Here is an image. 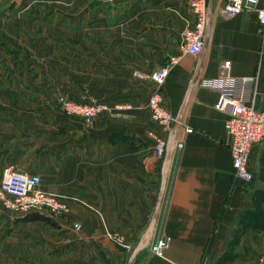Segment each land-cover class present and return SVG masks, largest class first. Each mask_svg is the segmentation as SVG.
<instances>
[{
	"label": "crops",
	"instance_id": "crops-1",
	"mask_svg": "<svg viewBox=\"0 0 264 264\" xmlns=\"http://www.w3.org/2000/svg\"><path fill=\"white\" fill-rule=\"evenodd\" d=\"M209 1L197 57L183 53L195 24L188 0L46 1L49 13L60 14L44 19L43 27L62 33L29 42L72 48L38 50L58 66L12 68L10 78L0 80V180L9 168L38 174L41 189L61 197L69 210L51 218L53 226L24 222L15 231L14 240L22 237L9 247L20 250L21 264H202L207 251L213 260L224 252L248 192L233 179L229 115L217 108L219 94L200 83L216 79L230 61L232 77L256 76L247 98L263 110L264 40L257 13L227 17L225 0ZM172 57L180 60L163 98L178 121L166 134L147 107L153 84L135 74H150ZM55 94L132 109H112L88 124L55 107ZM188 128L194 132L184 133ZM157 137L168 138L163 160L155 158ZM260 145L252 150L255 178ZM162 240L168 247L159 257Z\"/></svg>",
	"mask_w": 264,
	"mask_h": 264
},
{
	"label": "built area",
	"instance_id": "built-area-1",
	"mask_svg": "<svg viewBox=\"0 0 264 264\" xmlns=\"http://www.w3.org/2000/svg\"><path fill=\"white\" fill-rule=\"evenodd\" d=\"M108 3H118L123 0H103ZM226 6L221 13L227 17H234L244 12H255L261 24L264 40V7L262 0H225ZM188 6L195 18L193 28L185 35L183 53L190 56H200L205 46V32L211 12L209 0H188ZM179 57H172L166 66L156 69L150 74L136 73V77L150 81L154 88L148 100L147 107L151 117L161 129L170 134L177 118L165 107L163 87L170 75L172 66L179 63ZM231 62L226 61L222 72L216 79L203 80L202 88L214 90L219 94L218 110L228 113L226 132L229 137V147L233 157V172L240 183L250 185L255 179L250 168L252 150L255 145L264 141V109L258 110L253 102L248 101L247 94L256 85L257 78H234L231 75ZM58 106L69 116L78 117L86 123L103 114L111 113L112 109L128 110L131 105H114L89 101L76 102L65 97H58ZM192 129L184 133L191 134ZM155 158L163 160L168 148V138H155ZM41 178L37 174L25 171L5 169L0 180V206L11 214L24 216L31 212L47 211L49 214L62 215L68 212V204L59 196L46 193L40 188ZM77 232L82 225L77 224ZM168 247L160 241L157 250L163 252Z\"/></svg>",
	"mask_w": 264,
	"mask_h": 264
},
{
	"label": "rangeland",
	"instance_id": "rangeland-1",
	"mask_svg": "<svg viewBox=\"0 0 264 264\" xmlns=\"http://www.w3.org/2000/svg\"><path fill=\"white\" fill-rule=\"evenodd\" d=\"M42 1L43 0H0V80L4 78H10L7 71L12 68L22 69L35 67L36 69H44L57 67L58 65L54 66V63L60 61L51 60V54H54V51L60 53L71 51V45H66V43H62L63 45H55L53 41L46 44H43L42 42H29L30 39L34 41V39H38V37H45L47 33L55 34V32H57L58 35L62 33L61 31H55L53 29V26L43 27V24L45 23H43L42 21L44 19H47L50 16L53 17L55 16V14L60 13H55L54 9H51L53 11H50L49 13L48 8H52V3H49V5H47V0H45L44 2ZM106 3L110 4L108 2ZM45 47H49V52L51 54L43 55V53L39 54L37 52L38 50L42 52ZM46 53H48V51ZM69 61V59H63L64 63ZM2 83L3 82L0 81V84ZM60 96L80 103L89 101L104 103L101 101L90 99L89 97H85L83 98V100H75L69 95L55 94L53 96L54 106L62 111L65 115L67 114L57 104V99ZM67 116L72 117L69 115ZM99 116H97L96 118H98ZM96 118H94L92 122ZM261 144L262 145H260L259 156L255 160L257 177L253 180V182L250 183V185H244L239 182L233 172L234 183L241 187L243 186L242 189L245 192H248L246 195L247 197L245 208H247L249 211L263 210L264 212V206L261 205L259 200L254 196L255 192L264 190V141L261 142ZM165 191L166 181L163 183V187L160 188V197L165 195ZM1 210L3 212H0V264H21L20 250L11 251L12 247L9 246L16 247L17 241H20L22 237L20 235H17L16 240L12 238V236L16 233L15 231L18 232V229L25 228V225L23 224L24 222L18 221L20 218H22V216L11 214L5 211L2 207ZM4 213L8 215L6 217L2 216L5 215ZM39 213L49 218L61 216L49 214L44 210L39 211ZM79 224L82 225V223ZM234 224V228L232 229L229 237L226 240V248L224 252H222L218 258L213 260L211 251H207L204 254L202 264H264V232H260L256 229L251 228L250 223L244 225L242 224L241 226H236V223ZM27 227L29 226L27 225ZM75 229L76 225L74 226V232L79 234L83 231V225L80 232H77ZM162 241L165 244L168 243L167 240ZM165 251L166 250H163V252L161 253V251L157 250L156 247L155 254L159 257H163ZM13 257H16L18 260H16L15 258V260L13 261ZM225 257H234V259L230 260L229 262H223Z\"/></svg>",
	"mask_w": 264,
	"mask_h": 264
},
{
	"label": "trees",
	"instance_id": "trees-1",
	"mask_svg": "<svg viewBox=\"0 0 264 264\" xmlns=\"http://www.w3.org/2000/svg\"><path fill=\"white\" fill-rule=\"evenodd\" d=\"M255 198L259 200L261 205L264 206V190H259L254 194ZM18 221L22 222H43L45 224H50L51 226L55 225V222L49 217L41 215L39 212H31L22 216ZM236 226H241L242 224H249L250 227L256 229L260 232H264V212L263 210L260 211H252V210H244L239 217L235 221ZM234 257L228 258L225 257L223 262H229L233 260Z\"/></svg>",
	"mask_w": 264,
	"mask_h": 264
},
{
	"label": "water",
	"instance_id": "water-1",
	"mask_svg": "<svg viewBox=\"0 0 264 264\" xmlns=\"http://www.w3.org/2000/svg\"><path fill=\"white\" fill-rule=\"evenodd\" d=\"M226 6V1H224L223 2V4H222V8H224ZM172 153V152H171ZM171 153H170V155H171ZM170 155H169V157H170Z\"/></svg>",
	"mask_w": 264,
	"mask_h": 264
}]
</instances>
